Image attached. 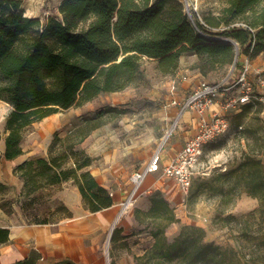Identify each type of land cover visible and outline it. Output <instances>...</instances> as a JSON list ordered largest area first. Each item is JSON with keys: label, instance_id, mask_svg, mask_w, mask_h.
I'll use <instances>...</instances> for the list:
<instances>
[{"label": "trees", "instance_id": "16d2710c", "mask_svg": "<svg viewBox=\"0 0 264 264\" xmlns=\"http://www.w3.org/2000/svg\"><path fill=\"white\" fill-rule=\"evenodd\" d=\"M59 12L43 23L26 14L22 0H0V98L13 105L6 118L7 160L24 154L25 131L35 122L82 106L101 93L137 85L144 79L141 66L145 58L156 61L162 73L175 75L181 57L195 53L198 60L193 67L207 76L212 70L234 64L237 46L239 68L246 57L253 59L264 51V0H226L218 13H208L204 22L195 23L182 0H61ZM214 28H220L219 33L234 42L201 33ZM94 128L87 122L66 138L56 132L47 156L17 164L14 173L23 182L20 196L71 181L78 186L85 209L97 212L111 207L115 203L112 191L88 168L92 158L75 148ZM248 131L258 145L248 139L237 167L204 179L192 191L196 194L205 189L219 195L215 217L236 220L244 236L249 235L247 224L253 219L263 225L259 230L264 234V162L259 156L264 134L252 128ZM72 158L74 165L69 164ZM242 192L257 197L261 206L239 218L228 208ZM150 201L148 210L135 209V218L149 228L154 242L136 255L132 264H222L221 246L206 239L203 227L185 225L176 237L169 238L167 228L181 219L161 190H156ZM21 204L25 207L29 203ZM58 210L65 211L60 220L73 216L64 202ZM122 232L121 227L115 228L114 245ZM8 237L9 230L0 228V241ZM40 257L32 249L27 257L11 264H38ZM53 264L76 262L65 258Z\"/></svg>", "mask_w": 264, "mask_h": 264}, {"label": "rangeland", "instance_id": "374dc122", "mask_svg": "<svg viewBox=\"0 0 264 264\" xmlns=\"http://www.w3.org/2000/svg\"><path fill=\"white\" fill-rule=\"evenodd\" d=\"M182 1L196 22H204L205 15L218 13L226 3V0ZM59 2L22 0V5L27 15L40 17L44 23L48 14L60 15L57 9ZM219 31L220 28H214L212 32L206 33L225 39L226 36ZM197 60L198 55L195 53L184 54L176 76L162 73L156 61L145 58L141 66L144 79L137 85L122 91L101 93L82 106L60 110L26 129L22 143L23 157H33L47 156L56 132L66 138L70 132L87 122L95 127L75 148L92 158L88 168L99 181L112 184L115 204L101 213L90 214L84 208L76 185L71 181L43 187L31 196H20L21 181L13 172L20 158L11 161L4 156L8 133L6 118L13 105L0 98V175L7 182L0 183V220H12L20 224L60 220L65 216V211L58 210V206L64 202L88 224L86 248L77 253L78 264H109V261L111 264H132L135 256L143 254L154 242L149 228L135 218V209L148 210L151 206L150 196L159 189L181 219L167 228L170 239L176 237L185 225H197L205 229L207 240L221 246L222 264H264V234L259 230L263 225L259 220H250L247 224L249 235L244 236L238 231L241 225L236 220L227 221L223 220V216L219 219L215 217L219 195H212L205 189L192 194L204 179L237 167L243 159L248 139L253 145H258L248 129L264 134L263 103L244 105L241 110L231 112L230 129L207 144L203 150L191 194L186 195L177 180L165 175L162 168L149 172L138 186L133 181L134 174L145 171L156 155H160L161 161L162 154L179 129V118L168 108L171 97L185 95L181 100L183 102L195 85L204 80L219 82L226 79L228 85L236 81L240 70L236 64L212 70L205 76L193 67ZM250 63L264 67V51L250 59ZM189 78L191 80L184 85V80ZM168 134V139L160 148ZM259 156L264 162V149ZM74 162L72 158L69 164L74 165ZM136 187V194L115 222L116 212L129 201ZM22 201L29 204L22 207ZM260 206L257 197L242 192L228 208V212L242 218ZM98 221L102 222L101 226ZM114 224L123 229L122 237L115 245L109 242Z\"/></svg>", "mask_w": 264, "mask_h": 264}, {"label": "built area", "instance_id": "2783aa9c", "mask_svg": "<svg viewBox=\"0 0 264 264\" xmlns=\"http://www.w3.org/2000/svg\"><path fill=\"white\" fill-rule=\"evenodd\" d=\"M250 65V59L246 57L232 85H228L226 79L219 82L204 80L195 85L183 102L175 98L169 102V105H180V112L189 109L199 115L195 135L186 142L176 157L162 167L164 174L176 179L186 195L190 192L205 146L230 129L231 112L239 111L244 105L257 101L264 104V69L253 73ZM173 87H176L175 82ZM217 103L219 108L211 111L210 108ZM160 168V155H156L145 171L134 174V183L138 186L149 172Z\"/></svg>", "mask_w": 264, "mask_h": 264}, {"label": "crops", "instance_id": "0c3cea01", "mask_svg": "<svg viewBox=\"0 0 264 264\" xmlns=\"http://www.w3.org/2000/svg\"><path fill=\"white\" fill-rule=\"evenodd\" d=\"M60 3L61 0L57 6L58 10ZM50 15H54V14H48V16ZM54 16L57 15L55 14ZM250 66H251V71L253 73H255L258 70L264 69V67H261V65H256L255 63L254 64L251 63ZM178 73L179 71L176 74ZM190 80H191L190 78L184 80V85L187 84ZM184 97L185 95H180V96L177 95L171 97V99L175 98L178 101H181ZM168 108L171 109V113L176 118L179 117V122H178L179 129L177 130L175 136L168 144L167 148L165 149L164 153L161 156V161H160L161 168L166 164H168L174 157H176V155L183 148L186 142L195 135L199 124V115L196 111L188 109L180 112L181 106L178 104L170 105V107ZM218 108H219V104L217 103L213 105L210 108V110L212 111ZM23 155L24 154L16 158V159L20 158L18 160V163H16V165L28 158L45 156V155H37L33 157L32 156L23 157ZM16 159H13L11 161H14ZM16 165H14V168L16 167ZM14 168H13V172H14ZM16 176L21 181V187H22L23 182L20 176L18 174H16ZM4 182L5 181L0 175V183L4 184ZM100 182L104 186L109 188L113 194L112 184L109 181H100ZM2 184L0 186H2ZM76 188H77L78 196L79 195L81 196L78 186H76ZM114 201H115V197H114ZM113 205L111 207H113ZM111 207L105 208L97 212H92L90 210L88 211L90 212V214L101 213V212H105L106 210H109ZM69 208L72 210L73 216L68 217L66 219H62L58 222L20 224V223L12 222V220H5V219L0 220V228H6L9 230L8 239L3 242L0 241V264H11L15 261L24 259L29 255L32 249L37 250L41 254V257L38 260V264H53L55 261L62 260L65 258H71L76 262V264H78L77 253L80 252V250L85 251L86 248V234H87L88 224L86 220H83L81 215H77V213L70 206ZM101 217H103V215ZM98 223L100 226L102 225L101 221H98Z\"/></svg>", "mask_w": 264, "mask_h": 264}, {"label": "water", "instance_id": "95a60500", "mask_svg": "<svg viewBox=\"0 0 264 264\" xmlns=\"http://www.w3.org/2000/svg\"><path fill=\"white\" fill-rule=\"evenodd\" d=\"M188 13H189V12H188ZM189 16H190V18L192 19V21L195 23V21H194V19H193V17L191 16L190 13H189ZM201 33H202L204 36L209 37V38L220 39L219 37H215V36H212V35H208V34H205L204 32H201ZM225 39L234 42L231 38H225ZM236 50H237V52H236V56H235L234 65L236 64L237 59H238V53H239L238 46L236 47ZM124 204H125V206L127 207L128 204H129V202L127 201V202H125ZM125 209H126V208H124V210H125ZM124 210H122V211L120 212L119 218L122 216ZM115 228H116V225L114 224L113 227H112V229H111L110 235H109V242H110L111 239H112V235H113V232H114ZM109 264H111L110 261H109Z\"/></svg>", "mask_w": 264, "mask_h": 264}, {"label": "bare ground", "instance_id": "6f19581e", "mask_svg": "<svg viewBox=\"0 0 264 264\" xmlns=\"http://www.w3.org/2000/svg\"><path fill=\"white\" fill-rule=\"evenodd\" d=\"M168 136H169V134L165 136L164 141H163V143L161 144L160 148L164 145V143H165L166 140L168 139ZM137 188H138V187H136V189L134 190L133 194L131 195V197H130V199H129V201H128L129 203H130L131 199L134 197V195L136 194V192H137ZM124 208H126L125 204H123V205L119 208V210L116 212V214H115V222H117V221L119 220L120 212H121L122 210H124Z\"/></svg>", "mask_w": 264, "mask_h": 264}]
</instances>
